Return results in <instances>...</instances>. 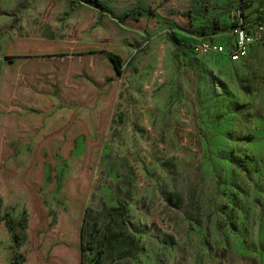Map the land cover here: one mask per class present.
<instances>
[{
  "label": "rangeland",
  "instance_id": "374dc122",
  "mask_svg": "<svg viewBox=\"0 0 264 264\" xmlns=\"http://www.w3.org/2000/svg\"><path fill=\"white\" fill-rule=\"evenodd\" d=\"M103 1L157 17L23 0L3 29L0 264H81L87 208L85 264H264V44L197 51L248 0Z\"/></svg>",
  "mask_w": 264,
  "mask_h": 264
},
{
  "label": "trees",
  "instance_id": "16d2710c",
  "mask_svg": "<svg viewBox=\"0 0 264 264\" xmlns=\"http://www.w3.org/2000/svg\"><path fill=\"white\" fill-rule=\"evenodd\" d=\"M79 3L85 4L87 6L93 7V8H97L99 10H101L102 12L106 13L110 18L116 20L117 22H119L120 24L124 23L126 19L136 16V15H149V16H153V17H157L156 15V8H151L150 6H139L133 9H129L126 10L121 16H117L113 9L103 0H75ZM243 0H240V2L242 3ZM241 7L243 8L244 6L241 5ZM245 9V8H243ZM182 16H185L184 14H182ZM261 19H259V21H255L256 23H254L255 25H260L261 24ZM163 22L165 24H168L169 26L177 29L178 31L186 34V35H190V36H197V37H203L204 34L202 31H190L187 29H184L182 27H180L179 25H177L176 23L170 21V20H163ZM214 24V31L213 34L219 35V34H224V33H229V32H233L234 30H236L237 28H242L245 29L249 26H251L250 24L246 23L244 20H241L240 22H234L232 25L229 26H218V23L215 22ZM114 61V60H113ZM116 64H118L117 61ZM120 214V213H119ZM93 215V210L90 208H87L84 214V218L82 221V225H81V230H80V238H81V252H82V256H81V264H85L84 262V252L86 251L87 248V244L89 242V236L87 235V232L90 231L91 229V223L93 224V227L98 224L100 221L98 219H94L92 217ZM121 216V215H119ZM108 226V225H107ZM106 226V228H107ZM130 252H128V254H130ZM24 263V256L22 254H19L18 257L15 259V261L13 262V264H23Z\"/></svg>",
  "mask_w": 264,
  "mask_h": 264
},
{
  "label": "crops",
  "instance_id": "0c3cea01",
  "mask_svg": "<svg viewBox=\"0 0 264 264\" xmlns=\"http://www.w3.org/2000/svg\"><path fill=\"white\" fill-rule=\"evenodd\" d=\"M22 1L23 0H0V59H3L5 54L13 49L12 47H9V36H3V29L5 27H8L7 29H9L13 25L15 17L17 16V9L21 6ZM243 1L245 3L247 0ZM261 3H264V0H248L247 6L243 5L245 6L243 20L251 25L245 28V30L249 31L250 27L264 25V6L263 9L258 7V10L253 12V8H255L256 5L259 6ZM259 19H261V24L255 25V21L258 22ZM4 37L7 39H2Z\"/></svg>",
  "mask_w": 264,
  "mask_h": 264
},
{
  "label": "built area",
  "instance_id": "2783aa9c",
  "mask_svg": "<svg viewBox=\"0 0 264 264\" xmlns=\"http://www.w3.org/2000/svg\"><path fill=\"white\" fill-rule=\"evenodd\" d=\"M257 39L264 44V25L258 27ZM235 35L234 41L228 48L217 42H211L208 40L200 41L197 47L199 54L206 56L211 54H228L229 58L233 61H238L246 55L247 47L254 41L252 36L247 30L237 28L232 32ZM226 49H230L227 51Z\"/></svg>",
  "mask_w": 264,
  "mask_h": 264
}]
</instances>
